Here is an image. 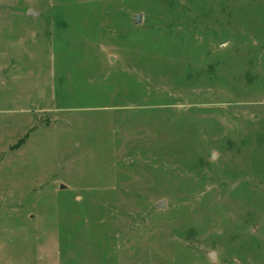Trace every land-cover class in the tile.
<instances>
[{"label": "rangeland", "instance_id": "374dc122", "mask_svg": "<svg viewBox=\"0 0 264 264\" xmlns=\"http://www.w3.org/2000/svg\"><path fill=\"white\" fill-rule=\"evenodd\" d=\"M6 14L0 264H264V0ZM147 100L149 118L111 108Z\"/></svg>", "mask_w": 264, "mask_h": 264}, {"label": "crops", "instance_id": "0c3cea01", "mask_svg": "<svg viewBox=\"0 0 264 264\" xmlns=\"http://www.w3.org/2000/svg\"><path fill=\"white\" fill-rule=\"evenodd\" d=\"M28 15H29V12H28ZM5 17H6V19L5 20H3V19H1L0 20V24L1 23H4L5 24V28L8 26H10L11 24V22L8 20V18L10 17V15L9 14H6L5 15ZM8 23V24H7ZM2 27V26H1ZM8 50H10V44L9 45H7L6 47H1L0 48V83L4 80H6V82H9L13 77H15V74H16V72H15V69H16V67H15V63L17 64V61H16V59H17V56L15 55H13L12 53H10ZM2 76V77H1ZM1 79H3V80H1ZM128 95H132V92H131V90L129 91V93H128ZM45 100V99H44ZM47 100V99H46ZM46 100H45V102H46ZM137 100V99H136ZM135 100V101H136ZM44 101H42L40 104H42ZM52 103V102H51ZM50 103V104H51ZM128 103L129 102H127V104L126 103H121V104H113V106L111 107V108H113L114 107V112L116 113V114H119V112H121V110H123V109H132V111L133 110H137V112H143L144 114H145V116L147 117V118H149V115H148V113L149 112H146V111H148V110H150L149 108H152V107H155V106H157V107H159L158 105H152V106H150L149 104H148V100L147 101H144V102H142L141 103V105H137L136 107H133L132 105H128ZM40 104H38V105H36L37 107L40 105ZM49 105V104H48ZM67 107V106H66ZM160 108H165V107H160ZM36 107H35V110H32L31 109V112H30V114H29V127L30 128H28L26 131H28V133L24 136V138H21V139H15V141H13V142H11L12 143V145H10L11 147H15V145H16V143H18L19 141V146H18V148L16 149V150H18L22 145H24L25 144V142H26V140L28 139V137L30 136V133L32 132V127L33 126H35V123H36V116H33V112L34 111H36ZM122 113H125V110H123V112ZM121 113V114H122ZM150 114V113H149ZM30 129V130H29ZM0 131H1V126H0ZM21 140H22V142H21ZM9 146V147H10ZM0 161L1 162H3L4 161V159H3V144H2V139H0ZM105 180V176H103V178H102V180L101 181H103V182H105L104 181Z\"/></svg>", "mask_w": 264, "mask_h": 264}, {"label": "water", "instance_id": "95a60500", "mask_svg": "<svg viewBox=\"0 0 264 264\" xmlns=\"http://www.w3.org/2000/svg\"><path fill=\"white\" fill-rule=\"evenodd\" d=\"M29 15H31V16H35V17H36V16H38L39 14L36 13L35 11H33V10H30V11H29ZM134 18L136 19V23H137V24L141 23V21H142V17H141V15H136ZM165 207H166V201H162V202H160V203L158 204V208H165ZM210 259H212V260L215 259V254H214V253L210 254Z\"/></svg>", "mask_w": 264, "mask_h": 264}]
</instances>
